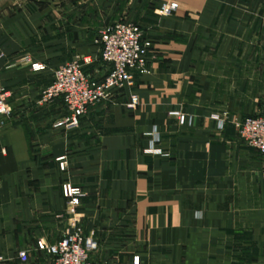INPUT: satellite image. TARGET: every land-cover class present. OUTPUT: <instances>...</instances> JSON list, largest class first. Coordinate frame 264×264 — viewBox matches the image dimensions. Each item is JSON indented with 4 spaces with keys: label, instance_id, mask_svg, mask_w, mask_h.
I'll use <instances>...</instances> for the list:
<instances>
[{
    "label": "crops",
    "instance_id": "crops-1",
    "mask_svg": "<svg viewBox=\"0 0 264 264\" xmlns=\"http://www.w3.org/2000/svg\"><path fill=\"white\" fill-rule=\"evenodd\" d=\"M176 1L165 17L159 0L0 4L11 109L0 119V264H50L37 242L72 219L97 239L95 264H264L263 155L237 130L264 111V0ZM120 19L150 38L148 71L77 128H53L60 100L40 103L52 70L88 57L84 72L105 75L96 41ZM131 90L139 103L127 110ZM154 130L160 153L146 151ZM65 181L84 193L71 215Z\"/></svg>",
    "mask_w": 264,
    "mask_h": 264
},
{
    "label": "built area",
    "instance_id": "built-area-1",
    "mask_svg": "<svg viewBox=\"0 0 264 264\" xmlns=\"http://www.w3.org/2000/svg\"><path fill=\"white\" fill-rule=\"evenodd\" d=\"M178 8L176 0H159L155 12L160 16H168ZM138 24L120 19L104 26L100 30L99 41L102 45L100 57L106 64L107 73L99 79L92 80L85 72L84 65L91 59L68 61L54 68L50 80L41 92L40 103H49L59 99L63 114L52 123L53 128L74 129L81 119L96 104L110 100L116 94H123L126 88H131L138 75L148 71L149 50L152 47L150 38L144 37ZM33 70L43 69V65L33 63ZM9 93L0 85V119L9 117L11 109L8 103ZM139 103L138 95L130 91L124 103L127 110H133ZM220 129L224 121L214 115ZM239 137L250 147L260 151L264 162V111L244 117L238 124ZM159 134L153 131V140L148 153H160L156 146ZM57 160H61L59 157ZM62 169V162L59 163ZM264 176V172L262 174ZM60 192L65 200V212L73 214L74 208L80 203L83 191L65 181L60 185ZM72 224L64 230L55 242L42 244L43 249L51 257L50 264H95L93 254L98 249V241L93 234H84L72 219ZM18 259L24 261V251L17 253ZM2 257L0 256V261ZM134 264H138L137 257Z\"/></svg>",
    "mask_w": 264,
    "mask_h": 264
},
{
    "label": "rangeland",
    "instance_id": "rangeland-1",
    "mask_svg": "<svg viewBox=\"0 0 264 264\" xmlns=\"http://www.w3.org/2000/svg\"><path fill=\"white\" fill-rule=\"evenodd\" d=\"M56 1V0H55ZM57 1H60V2H71L72 0H57ZM82 1V6H86L88 4V0H80ZM13 3L14 5H20V6H32V5H38L40 0H0V4L1 3ZM85 3V4H84ZM97 43H100L99 41V37L96 41Z\"/></svg>",
    "mask_w": 264,
    "mask_h": 264
}]
</instances>
